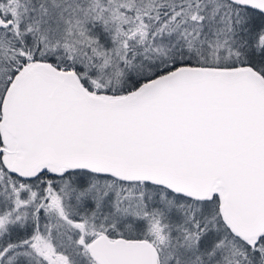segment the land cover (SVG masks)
I'll list each match as a JSON object with an SVG mask.
<instances>
[{
    "label": "snow or ice",
    "instance_id": "1",
    "mask_svg": "<svg viewBox=\"0 0 264 264\" xmlns=\"http://www.w3.org/2000/svg\"><path fill=\"white\" fill-rule=\"evenodd\" d=\"M0 264H264V0H0Z\"/></svg>",
    "mask_w": 264,
    "mask_h": 264
}]
</instances>
